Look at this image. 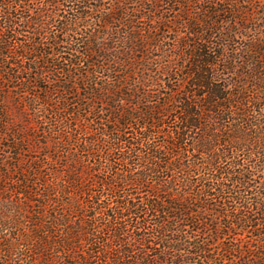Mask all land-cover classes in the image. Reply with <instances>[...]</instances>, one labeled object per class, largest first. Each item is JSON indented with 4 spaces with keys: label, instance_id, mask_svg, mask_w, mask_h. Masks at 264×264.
<instances>
[{
    "label": "trees",
    "instance_id": "16d2710c",
    "mask_svg": "<svg viewBox=\"0 0 264 264\" xmlns=\"http://www.w3.org/2000/svg\"><path fill=\"white\" fill-rule=\"evenodd\" d=\"M42 1L54 6L62 0ZM195 1L185 7L182 0L167 3L184 7L181 19ZM73 2L83 7L85 1ZM148 2L149 12H156L162 0ZM228 4L248 20L240 0ZM26 8L18 0H0V137L14 151V161L0 165V264H264V28H256L238 66L223 54L236 32L223 35L215 27L218 11L209 8L206 20L188 21L191 30L176 42L175 57L150 29L132 27L115 58L104 56L99 37L76 38H83L84 13L56 25L39 8L37 18L24 17ZM112 11L100 16L105 26L118 20ZM17 16L26 27L36 25L39 39L85 46L86 57L121 66L123 76L112 78L113 69L92 63L86 75H74L72 86H55L46 98H34L36 126L24 125L23 104L12 109L5 96L11 91L6 85L16 80L6 65L14 57L31 61L36 43L31 49L20 44L23 52H14ZM46 66L71 79L70 71L52 62L35 69ZM150 88L157 89L153 97ZM61 89L78 92L70 93L79 113L71 120V110L50 101ZM80 111L93 118L84 119ZM34 129L46 142L37 141ZM122 146L129 155L116 156V168L105 159L110 177L99 176L102 167L82 159V153L96 161L102 154L114 156ZM24 153L34 156L24 162ZM96 188H107L109 195L101 200ZM258 188L263 191L252 193ZM142 193L147 200L135 204ZM138 213L150 214L152 225Z\"/></svg>",
    "mask_w": 264,
    "mask_h": 264
},
{
    "label": "rangeland",
    "instance_id": "374dc122",
    "mask_svg": "<svg viewBox=\"0 0 264 264\" xmlns=\"http://www.w3.org/2000/svg\"><path fill=\"white\" fill-rule=\"evenodd\" d=\"M18 1L23 2V4H25V6L29 9L28 11L23 10L24 14L22 12H18L19 14H23L24 17L31 14L32 16H34V18H37L36 15L38 14V12H36V10L39 8L38 10H40L43 14H45V16H47V20H51L52 24L55 23L56 25H60L59 22L65 23V21L72 20V18H74L78 13H84L86 18L82 21L83 24L82 26H80L81 32H79L81 33V36L83 38H80V35H78V37L76 38H78L79 41L83 40L85 42L88 37L91 39L99 37L100 43L103 44L107 50L103 51L105 57L113 56L116 58V56H118L119 58L118 54L121 50L120 48L122 46L123 40H126V34L130 33V29L132 27L140 28L145 32L150 29L151 35L159 36V43H161L164 46V49H167V51H169L171 55L175 57V55L179 52L176 49V42L179 41L181 37L188 36L187 34L191 30L189 22H192L195 17L204 18L206 15L205 10L209 8L211 10L218 11V15L216 18L218 23H215V27L219 28L220 32H222L223 35H225L228 30L236 32V35H234L233 38L230 39V41L224 43L225 48L223 49V54L230 59L233 58L238 66L241 65V61H243V59L245 58V47L248 45L252 38L258 35L256 28H258V30H263L264 28V0H240L241 8H243L244 10H249L250 17L248 18V20L246 17L241 18L237 15H234L232 7L230 6V4H228V0H199V2L195 1L194 6L191 7L190 15L181 19L179 16L180 14L183 16V14L180 13V11L186 5H188V2L193 0H182V2H184V7L175 4L169 5V3H167L168 0H162V2L157 5L158 10L156 12H149V8L151 9V5L148 0H124L122 4H117L114 2V0H84L85 2L82 3L83 7H78L77 5L79 4L73 2L74 0H62L59 3L57 2L54 6L48 5L42 0H33L29 3L25 2L28 0ZM12 2L15 3L14 1ZM152 6H154V4ZM113 9L116 10L115 13L117 12L116 15L118 16V20L111 21V25L105 26L104 23L100 21V16L108 12L114 13V11H112ZM204 19L206 20V17ZM13 20H15L16 22L15 29L18 41L17 43L14 40V42H12V45H14V52H16V54H21L23 52L21 45H23L26 49H31L32 43H36V53L34 52V54L32 55H28V58L31 61H27L25 58L21 59L18 57H14L10 61V64L6 65V69L11 70V73L15 75L16 80H14L13 82H9L6 85V88H10L11 91H6L5 96H7V98L9 99V105H11L12 109L16 108L20 103L23 104V110L27 113V115L21 114L24 125L27 122L31 123L33 126H36V123L32 119L31 115L33 109L31 108V105H36L39 103H35L34 98H36V100L37 98H46V91H52L55 86L63 87L66 86V84L69 87L72 86L71 83L74 82V75H77L78 77L86 75L87 72L93 70V66L91 65L92 63H99V65H101L104 70L113 69L116 73L112 75V78L123 76L121 66H118L116 64L112 65V63L110 64V66H107V63L105 62V60H102V58L98 59L95 57H86V55H84L86 52L85 46L74 44L75 42H73L72 45H70V43L65 45L64 43L63 46H54L52 40L47 38H43V40H41L38 38V36H34L33 30L36 29V25L30 23V26H28V28L23 24L21 18H18V16L14 17ZM180 20L182 21L181 23ZM235 22H238L239 25H237ZM178 23H180V25H178ZM37 26L39 27V24H37ZM38 27L37 29H39ZM243 27H246V29ZM51 31H53L54 33L56 32L54 28H52ZM262 32H264V30ZM58 35L60 36V42L62 41L64 34L62 35L61 32H59ZM112 37L116 38L115 44L111 40ZM102 38L105 39L102 40ZM44 53L45 55L44 57H42V54ZM68 60H71L72 63H70ZM46 61L57 64L58 68H61L64 72L70 71L72 75L71 79L68 76L62 74L60 70H58L57 72L54 71V67L52 66H46L44 68H40V70L35 69L36 65L39 66ZM116 63H119V61H117ZM156 64L158 63L154 62L153 65H151L152 67L150 66V68H154ZM222 68L223 67L221 64L220 69ZM237 69L240 71L239 67ZM97 76L104 79L106 77V74H103L102 71H98ZM228 77V74L225 75V78ZM76 83L78 85H81L80 81H76ZM13 87H15V89H13ZM156 90L157 89L155 88H150V92H152L151 97L155 96ZM15 92H18L20 96L19 99L16 98ZM162 92L168 93V89L166 90V92L165 90H162ZM70 93H76L77 95L78 92H75L74 90L71 91V89H68L65 92L61 89L58 90V93L52 92L50 95L51 103H56L57 105L60 104V106L65 105L66 109L71 110V117H68V120H71L73 118L72 115L76 114L78 110V106L77 104H75L77 100L72 99ZM62 98H64V100H68V102L63 101ZM95 107L100 108V105L96 104ZM96 113L98 114L97 110ZM77 114L79 113L77 112ZM62 115L69 116L67 113H62ZM80 116L84 117V119L93 118L92 114L90 115L86 111H84L83 114L80 111ZM101 116H103V113ZM41 123L42 122L39 120L37 126L38 129ZM96 127L100 128L101 126L96 125ZM34 130L35 132H33L32 134H35L37 136V141H40L42 143L46 142V137L41 136V132L38 133L37 129ZM132 131L133 130L131 129L130 132ZM71 134L76 137H79L81 135L79 138H85L83 134L76 133L75 131L71 132ZM157 141H160V139H158ZM8 144V142L2 140L0 137V165L3 162H8L10 164V162L14 161V157H12L14 151H10L8 149ZM31 146L34 145L31 143ZM23 148L27 150L28 146L23 145ZM74 150L76 149L74 148ZM128 151V148L122 146L114 152V156L110 155L107 157L105 156V154H102V158L96 161L82 153V159L88 165H91L93 163L101 166L102 172L101 174H99V176L105 178V176L110 177L112 175V173L109 174L105 170V168H107L106 160L110 159V162H113L112 166L110 167L116 168V165L114 164V161L117 158L116 156H128ZM32 156H34V154L24 153L22 155V158L25 162ZM26 165L28 164H25V166ZM123 165L125 166V164L120 163V166ZM260 189L261 188H258L257 190H255V192L252 191V193H256L257 191L262 192L263 189ZM98 192L102 193L100 197L101 200L105 199L109 195L107 188H104L102 190L101 188H96V191L93 192V194L95 195ZM142 200H147L145 193L138 195L135 198L134 202L135 204L139 205ZM135 213L136 212L129 214V212H126L123 214L127 217L129 215L135 217ZM137 216H142L143 219L147 220L150 226L152 225L154 218L152 219L150 217V214L145 215L142 213H138ZM229 241L230 240L227 237V240H224V243L228 244Z\"/></svg>",
    "mask_w": 264,
    "mask_h": 264
}]
</instances>
